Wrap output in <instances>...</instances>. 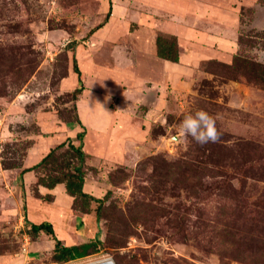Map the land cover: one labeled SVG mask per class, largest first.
I'll use <instances>...</instances> for the list:
<instances>
[{
    "label": "rangeland",
    "instance_id": "1",
    "mask_svg": "<svg viewBox=\"0 0 264 264\" xmlns=\"http://www.w3.org/2000/svg\"><path fill=\"white\" fill-rule=\"evenodd\" d=\"M171 11L195 13L200 33L185 35L203 48L183 43L163 87L145 79L157 65L152 39L174 28ZM203 34L220 43L197 44ZM75 57L85 90L74 102ZM259 66L264 80V0H0V264H264V81L251 75ZM104 86L107 113L81 105L89 126L113 113L100 134L76 113L88 95L103 101ZM197 109L214 117L219 142L176 138ZM80 132L88 194L104 200L86 213L66 190L70 204L58 195L69 205L67 234L53 194L38 197L36 182L22 179L52 148L77 145ZM47 222L64 245L96 242L98 252L54 262L52 236L30 235Z\"/></svg>",
    "mask_w": 264,
    "mask_h": 264
},
{
    "label": "trees",
    "instance_id": "2",
    "mask_svg": "<svg viewBox=\"0 0 264 264\" xmlns=\"http://www.w3.org/2000/svg\"><path fill=\"white\" fill-rule=\"evenodd\" d=\"M109 16L110 14L108 13L105 23L108 21L107 19ZM156 45L158 58L172 63L180 62V45L176 36L163 32L159 33L157 36ZM73 68L74 72L78 75L79 81L78 87L69 95L75 102L85 90L83 73L76 57L74 58ZM257 69L260 71L262 70L260 66L256 67L255 71H252L251 75L261 80L260 74L256 73ZM262 89H264V82ZM76 121L81 123L78 113H76ZM77 138V145L73 143L66 144V142L57 145L50 150V152L38 165H36L32 170L27 171L36 172L37 182L35 187L37 191L40 187H45L49 190H52L59 185H63L65 187L66 193L74 198V205L76 208L81 209L86 213H90L93 205L96 204V213L98 214L104 199H96L84 190L87 174V156L84 151L85 132H80ZM205 175L208 176V174ZM21 189H24V185L22 184ZM37 195L41 198H49V196H41L39 192ZM41 231L51 235L52 239L55 241L53 261L56 263H67L70 261L83 259L98 252L99 248L96 242H88L72 246L64 245L59 239H57L53 225L48 222L32 224L30 228V235L34 238L38 236Z\"/></svg>",
    "mask_w": 264,
    "mask_h": 264
},
{
    "label": "crops",
    "instance_id": "3",
    "mask_svg": "<svg viewBox=\"0 0 264 264\" xmlns=\"http://www.w3.org/2000/svg\"><path fill=\"white\" fill-rule=\"evenodd\" d=\"M182 15L181 14L175 15V13L173 14L172 11H171V14L169 16H170V18L175 19V21L171 22L172 25L174 26V28H171L170 30L166 31V34L175 35L176 37L179 36L178 40H179V45H180V62L183 59L182 58V50H183V45L182 44L183 43L186 42L188 48L192 49L191 53L193 51H195L194 49L203 48V47H198L197 45H195L193 43V40H189V38L188 37L186 38V35H185V34H188L190 32L200 33L199 31H197L198 29H195L196 27L193 24V22L195 21V18H194L195 17L194 16L195 13L193 14L190 11V15L189 16H187V15L186 16H184V15L182 16ZM176 20H177V24H174L173 22H176ZM163 33H165V32H163ZM158 34H156L154 36V38L152 39V43H151L152 44V48L154 47V50L156 52L155 56H154L155 60L154 59H152V60L157 65H154L155 71L151 72L152 76H148L147 79H145V81H149V82L154 83V84H156V83L157 84H161L162 83V86L165 87V85L168 83V80H169V78L171 76L170 75L171 70L172 69H177V66H179V63H172V62L165 61V60H162V59L158 58V56H157V45H156V40H157ZM211 39H213V41H215V43L217 44V43H220L219 41L221 40V37H218V36H215V35L213 36L211 34H206V35L203 34L202 37H199V39L197 40L196 43L197 44L198 43H204V42H209L210 43ZM189 41L193 43L192 47L189 45V43H190ZM147 57H148V59L150 58L149 56H147ZM150 70H152V69H150ZM140 79L141 78L137 77V79L135 80L137 82H135V83H134V81L132 79L130 81H131L132 85L137 86L136 88H141L139 85L142 84V80L143 79L141 80V83H140ZM94 100L95 99L93 98V96L90 97L88 95L84 99H81V101H79V103H78L79 105L77 107V111L79 113L78 115H79V118H80L81 122L83 120H85V118L83 117L84 116L83 115L84 112L82 111V108H81V105L83 103H84V106H85V104L87 105V107L85 109H87L88 113L93 112V113H98L99 114V111L107 113L106 110H101L102 105L100 107V105H99L100 103L94 102ZM91 106H94L95 108L91 109ZM114 113H116V112H114ZM110 114H111L110 119L104 118V115H103L102 116V119H103L102 122H100V120H99L96 123H92L93 125H90V126L87 123V120H85V122L88 125V127L92 128V129H96V132H98L100 134H105V133L109 132L111 127H112L113 113L110 112ZM31 153H33V152H29V155H31ZM22 180L24 181V183L26 185H31L32 183L37 182L36 172H35V174L33 173V171L27 172L26 174H24V177H23ZM23 181L21 182L22 185H24ZM87 184L88 183H85L84 190L87 193H91L90 190H89L90 188H88ZM61 186L63 187V189L61 188ZM57 188H59V189L57 190ZM20 189H21V187H20ZM39 191H40L39 193H41L42 195H52L53 194L52 195L54 197V200L52 202L53 207L55 209H57V210H65V212H64L65 214L64 215L61 212H57L56 215H54V217H55V221L56 222H59L60 224H62L61 231L64 232V233H67L68 229L71 230V228H69V219H68L69 212L67 211V208H69V205L67 206L65 204H70L72 202V199L67 194H65L66 196H64V193L66 192L64 186L63 185H59V186H57L56 188H54L52 190H49V189H47L45 187H40ZM63 191H65V192H63ZM58 195H59V200L62 198L61 202L65 201L64 208H62V207H60V206H58L56 204V202L59 201L58 198H57ZM65 197H69V198H65ZM65 215L67 216V218H65ZM33 218H34V220L37 219V217H33ZM32 222L34 223V221H32ZM75 224L77 225V220H75ZM56 234L57 233H55V235ZM40 245L41 244H39L38 246H40ZM73 245H77V244L75 243ZM42 247L43 246H40V248H42ZM37 249L38 248H36L35 251H37Z\"/></svg>",
    "mask_w": 264,
    "mask_h": 264
},
{
    "label": "clouds",
    "instance_id": "4",
    "mask_svg": "<svg viewBox=\"0 0 264 264\" xmlns=\"http://www.w3.org/2000/svg\"><path fill=\"white\" fill-rule=\"evenodd\" d=\"M105 87L103 101L94 100L103 107L111 102V89ZM222 132L218 130L216 120L203 109H197L193 114L186 115L178 125L177 139L187 141L189 138L197 145L219 142Z\"/></svg>",
    "mask_w": 264,
    "mask_h": 264
},
{
    "label": "bare ground",
    "instance_id": "5",
    "mask_svg": "<svg viewBox=\"0 0 264 264\" xmlns=\"http://www.w3.org/2000/svg\"><path fill=\"white\" fill-rule=\"evenodd\" d=\"M108 259V258H107ZM107 259H103V260H100V261H96V260H94V262H92L93 261V259H91V260H88V261H84L83 262V264H98V263H101V262H103V261H105V260H107Z\"/></svg>",
    "mask_w": 264,
    "mask_h": 264
},
{
    "label": "water",
    "instance_id": "6",
    "mask_svg": "<svg viewBox=\"0 0 264 264\" xmlns=\"http://www.w3.org/2000/svg\"><path fill=\"white\" fill-rule=\"evenodd\" d=\"M98 264H117V263L113 259L108 258L107 260H105L101 263H98Z\"/></svg>",
    "mask_w": 264,
    "mask_h": 264
}]
</instances>
